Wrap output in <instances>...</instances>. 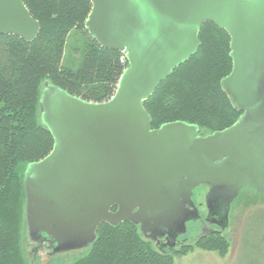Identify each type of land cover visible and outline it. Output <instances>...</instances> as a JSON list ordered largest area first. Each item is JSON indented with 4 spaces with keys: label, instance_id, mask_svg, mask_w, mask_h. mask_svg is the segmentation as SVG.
Masks as SVG:
<instances>
[{
    "label": "water",
    "instance_id": "1",
    "mask_svg": "<svg viewBox=\"0 0 264 264\" xmlns=\"http://www.w3.org/2000/svg\"><path fill=\"white\" fill-rule=\"evenodd\" d=\"M90 3L86 32L102 49L123 53L128 67L106 103L43 83L39 122L54 145L23 175L27 235L56 256L92 246L101 224L130 222L170 255L198 218L197 188L208 187V220L222 230L240 190L264 194V0ZM207 22L230 36L232 69L220 86L243 114L210 135L180 121L152 130L143 103L195 56ZM39 29L23 0H0V36L31 43Z\"/></svg>",
    "mask_w": 264,
    "mask_h": 264
},
{
    "label": "trees",
    "instance_id": "2",
    "mask_svg": "<svg viewBox=\"0 0 264 264\" xmlns=\"http://www.w3.org/2000/svg\"><path fill=\"white\" fill-rule=\"evenodd\" d=\"M23 2L39 22L38 36L31 43L14 35L0 36V264H25L19 248L26 215L23 175L29 163L47 157L54 145L51 133L39 122L43 83L50 81L88 102L106 103L127 69L119 61L120 52L102 49L86 32L90 0ZM73 31L85 37L76 71L61 64L66 39ZM198 35L200 47L195 56L176 68L143 103L152 130L180 121L210 135L232 127L243 114L220 86L232 69L230 36L209 22ZM96 233L89 256L74 264H172V254L157 251L130 222L101 224ZM211 237L201 242L212 241L223 255L225 239Z\"/></svg>",
    "mask_w": 264,
    "mask_h": 264
},
{
    "label": "rangeland",
    "instance_id": "3",
    "mask_svg": "<svg viewBox=\"0 0 264 264\" xmlns=\"http://www.w3.org/2000/svg\"><path fill=\"white\" fill-rule=\"evenodd\" d=\"M66 40L61 64L66 69L76 71L81 65L85 37L82 33L73 31ZM207 193V186L193 191L192 203L196 207L198 218L188 221L185 224L186 232L177 237V246L171 253L172 264H264V194H256L249 188L240 190L237 198L230 204L228 223L226 226L221 224L225 228L222 230L216 223L211 224L208 220L205 203ZM218 220L219 217H216V222ZM136 229L139 231V226ZM219 235L226 241V252L223 255L213 246L212 241L201 242L203 238L213 236L211 238L214 240ZM20 237L19 248L25 264H74L89 256L92 248L89 246L51 256L47 247H37L36 242L27 235L25 215ZM162 239L160 238L161 241ZM151 243L156 249L155 242ZM181 244L188 245V249ZM163 251L168 252V249Z\"/></svg>",
    "mask_w": 264,
    "mask_h": 264
},
{
    "label": "built area",
    "instance_id": "4",
    "mask_svg": "<svg viewBox=\"0 0 264 264\" xmlns=\"http://www.w3.org/2000/svg\"><path fill=\"white\" fill-rule=\"evenodd\" d=\"M119 61H121V63L126 65V66L128 65V61H126V57L123 53H120V60Z\"/></svg>",
    "mask_w": 264,
    "mask_h": 264
},
{
    "label": "flooded vegetation",
    "instance_id": "5",
    "mask_svg": "<svg viewBox=\"0 0 264 264\" xmlns=\"http://www.w3.org/2000/svg\"><path fill=\"white\" fill-rule=\"evenodd\" d=\"M181 245H182V244H181ZM181 245H180V247H181ZM182 246H183V247H186V244H183Z\"/></svg>",
    "mask_w": 264,
    "mask_h": 264
}]
</instances>
